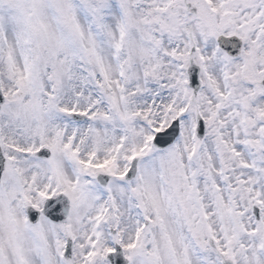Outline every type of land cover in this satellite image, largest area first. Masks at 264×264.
<instances>
[{"label": "snow or ice", "instance_id": "snow-or-ice-1", "mask_svg": "<svg viewBox=\"0 0 264 264\" xmlns=\"http://www.w3.org/2000/svg\"><path fill=\"white\" fill-rule=\"evenodd\" d=\"M0 264H264V0H0Z\"/></svg>", "mask_w": 264, "mask_h": 264}]
</instances>
